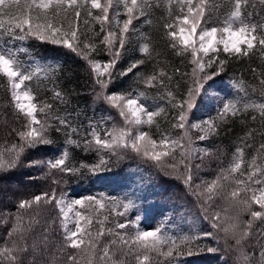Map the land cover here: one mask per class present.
<instances>
[{
    "label": "snow or ice",
    "instance_id": "snow-or-ice-1",
    "mask_svg": "<svg viewBox=\"0 0 264 264\" xmlns=\"http://www.w3.org/2000/svg\"><path fill=\"white\" fill-rule=\"evenodd\" d=\"M162 2L161 38L192 66L190 73L182 74L187 77L183 92L179 84L173 85V75L158 67V60L151 72L138 71L153 59L154 46L135 22L151 24L148 17ZM262 11L264 0H0V77L6 79L10 96L4 107L12 108L15 121L5 132L12 142L6 139L0 147V174L45 169L44 178L54 185L20 199L14 211L0 213V225L6 227L0 264H161V258L163 264H185L183 257L202 253L218 255L221 264H264V142L255 146L250 158L246 155L254 147V134L264 132L246 131L228 165L218 168L212 179L195 174L206 160L219 158L218 150L200 144L218 135L221 123L251 111V119L258 115L264 126V70L252 69L258 73L262 99L249 95L243 79H231L236 96L224 99L214 90L230 61L258 53L264 63ZM134 36L145 59L131 60L121 70L118 65ZM29 40L62 47L83 59L99 89L95 99L114 109L122 123L108 127L111 117L90 120L85 132L70 114H59L54 103L41 99L40 82L54 79L58 66L32 56L21 59L30 50L16 42ZM101 49L106 60L98 58ZM134 70L145 89H157L167 107L156 101L147 104L146 91H109L117 76ZM49 90L53 101L67 102L60 90ZM206 101L220 104L216 115L196 120ZM169 109L170 129H161L158 118L168 120ZM145 127H155L156 137ZM53 131L65 136L59 154L32 158L56 143ZM69 146L95 152L96 162L70 164ZM126 155L180 180L211 230L173 235L166 224L144 229L140 215H128L136 207L130 198L104 193L70 198L68 192L58 191L67 184L65 177L80 176L84 170L97 175L109 170L113 157L119 162ZM202 239L213 244H201Z\"/></svg>",
    "mask_w": 264,
    "mask_h": 264
},
{
    "label": "trees",
    "instance_id": "trees-1",
    "mask_svg": "<svg viewBox=\"0 0 264 264\" xmlns=\"http://www.w3.org/2000/svg\"><path fill=\"white\" fill-rule=\"evenodd\" d=\"M224 10H227V8L225 7ZM163 15H165V9L162 2L161 6L154 8L152 15L148 17L152 21L151 24L145 23L144 19L135 22L139 32L147 33L152 37L154 46L153 59L146 60L145 65L141 66L138 71L141 73L151 72L157 66L158 60L160 62L158 67L165 68L169 75H173V85L179 84V91L183 92L187 77H182V74L190 73L192 66L189 64L188 59L176 56L167 42L161 38L160 17ZM261 15H264V11L261 12ZM81 30H84L83 25H81ZM96 31L99 32V25H96ZM16 43L18 46H23L30 50L27 54H21V59L26 60L29 56H32L35 57L37 62L58 66L54 79L40 82L38 91L41 99H48L49 102L54 103L58 108L59 114H70L69 119L73 124L82 126L85 132L88 130L87 126L90 120L100 121L101 118L111 117L107 126H112L114 112L103 101L95 99L97 86L83 59L62 47L40 43L35 40L17 41ZM138 49L139 40L134 36L127 52L118 65L121 70L126 68L131 60L145 59ZM98 58L105 60L108 58L103 49L100 50V57ZM177 68L179 73H174ZM253 68L264 70V63H262L258 53L251 58L230 61L227 71L222 74L221 78L216 80L214 88L220 90L224 94V99H227L229 96L237 95L236 90L231 85V79H243L246 85L249 86L247 88L249 95L253 99H262L259 94L258 73H253ZM135 71L124 77L117 76L113 80L109 91L125 93H135L136 90L146 91L148 95L147 104L153 105V102L156 101L157 104H164L167 107L165 102L157 97V89H145L144 85L137 80ZM250 86H255L257 91L253 93ZM53 87L64 94L67 101L65 104L52 100V92L49 89ZM33 88H36L35 82L33 83ZM9 100L7 81L0 77V147L4 145L6 139L9 144L13 139V137H6L5 135L6 130H9V125L15 124L12 108L10 106L4 107ZM216 111L217 109L213 107L201 106L195 119L200 120L215 116ZM253 114L251 111L241 113L237 117L229 118L221 123L218 135L212 136L209 141L200 144L201 147L212 148L214 151L218 150V159H209L205 162H210L211 165L217 168L226 167L232 158V153L237 143H239V138L246 131L256 129V133L264 132V126L261 125L259 116L257 115L255 121L251 119ZM171 118L172 112L170 109L168 120H165L163 115L158 118L161 129H170L169 121H171ZM144 130L150 131L154 137L157 135L155 127L151 129L145 127ZM173 134L178 133L173 131ZM197 134L193 130V137ZM52 136L56 143L47 150L33 153L32 158L48 159L54 158L59 154L58 149L64 145L65 136L55 131H53ZM73 138L78 139V137ZM261 142H264V136L254 134V140L252 141L254 147L246 151L248 158L255 151V146ZM69 151L70 164L75 163L78 166L81 162L95 163L97 160L95 152H86L83 147L69 146ZM44 171L46 170L39 168H21L12 173L0 174V213L12 212L20 199L54 187L50 178H44ZM65 178L68 180L67 184L61 185L58 191L63 190L75 196L104 193L111 197L132 199L136 207L128 215L132 219L136 215H140L141 228L147 217L155 214H160L162 217V207L165 206L166 212L169 214V218L165 223L169 233L181 235L193 233L194 231L211 230L209 223L201 218L199 206L195 204L197 206L195 207L178 194L179 191H183V186L178 180L162 175L155 168L139 159L125 157L117 162L116 158L113 157L108 171L91 175L84 170L80 176ZM192 209H194L193 213H191ZM121 221H123V218H121ZM57 232H59L58 228ZM5 233L6 227L0 225V243H3ZM200 243L213 244V241L202 239ZM182 259L185 264H221L218 255L215 254L202 253L191 257H183ZM161 264H163V258H161Z\"/></svg>",
    "mask_w": 264,
    "mask_h": 264
},
{
    "label": "rangeland",
    "instance_id": "rangeland-1",
    "mask_svg": "<svg viewBox=\"0 0 264 264\" xmlns=\"http://www.w3.org/2000/svg\"><path fill=\"white\" fill-rule=\"evenodd\" d=\"M98 90L99 89L97 87L96 92ZM214 90H215V92H216V94H217L218 97L224 98V94L220 90H218L216 88H214ZM202 106H204V107H213L215 109H218L220 107V104L217 101H211V102L206 101V103L204 105H202ZM112 110L114 112V122L117 123V124H121L122 121H121L118 113L114 109H112ZM125 157H131V156L130 155H126ZM195 162L196 163H200L199 160H197ZM217 169L218 168L216 166H214V165H211L210 162H205V164L201 168V170L198 173H195V174L197 176H199L200 178H202V179H212L215 176ZM176 180H178V179H176ZM178 182H180L181 183V186H183L182 187L183 188L182 189L183 191H181V192L179 191L178 194L181 195L182 198L187 199L190 204H193L195 207H197L196 205H198V204L196 202L195 197H193L189 193V191L186 189V187L183 185V183L180 180H178ZM196 182L199 183V180H197ZM69 194H70V198L77 197V196H75L72 193H69ZM220 203H221L220 201H217V204H220ZM162 208H163V210H162L161 214L163 216L161 217L160 214L159 215L155 214V215H151V216L147 217L146 218V221L142 225V228H144V229H151V228H155L157 225L165 224L166 221L169 218V214L166 212L165 206H163ZM193 211H194V209L191 210V213H193Z\"/></svg>",
    "mask_w": 264,
    "mask_h": 264
}]
</instances>
